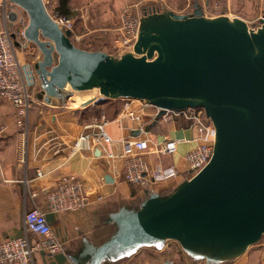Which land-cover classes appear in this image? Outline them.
Masks as SVG:
<instances>
[{
  "label": "water",
  "instance_id": "water-1",
  "mask_svg": "<svg viewBox=\"0 0 264 264\" xmlns=\"http://www.w3.org/2000/svg\"><path fill=\"white\" fill-rule=\"evenodd\" d=\"M6 1L27 14L22 35L41 53L34 69L47 99L61 97L67 85L97 89L83 106L133 98L158 107V116L201 108L215 127L209 162L170 193H151L112 215L116 232L82 249L86 264L166 240L209 264L264 239V25L207 17L197 3L189 14L148 9L132 51L113 57L75 46L43 0Z\"/></svg>",
  "mask_w": 264,
  "mask_h": 264
},
{
  "label": "crops",
  "instance_id": "crops-1",
  "mask_svg": "<svg viewBox=\"0 0 264 264\" xmlns=\"http://www.w3.org/2000/svg\"><path fill=\"white\" fill-rule=\"evenodd\" d=\"M49 11L63 14L73 21L71 31L72 43L84 50L102 51L113 57H120L127 50L119 44L120 13L126 8L137 11L138 9H151L153 12L171 11L175 14H189L194 9V3L202 8L207 17L225 15L229 18H241L244 21H252L260 14L259 0H45ZM217 9L212 8L213 4ZM151 7V8H150ZM6 9L7 17L3 16ZM14 7L7 1L0 0V26L5 24L9 29L16 30ZM19 10V9H18ZM143 10V11H144ZM17 15L27 25L28 17ZM26 18V20H25ZM15 21V22H14ZM15 35V34H13ZM17 41L26 43L23 50V60L28 59L29 53L25 50L33 49L37 53L38 61L41 53L27 42L23 37L15 35ZM32 44V47H31ZM33 53V52H32ZM39 79L38 86L39 87ZM67 89L71 88L67 85ZM41 91V90H40ZM75 91V90H72ZM42 92V91H41ZM78 92V91H76ZM46 98L45 95H42ZM0 240L7 237L21 236L24 233L23 212L25 209L38 205L46 212L47 218L55 234L65 245L64 251L51 255L45 251H37L33 254L29 264H73L72 259L79 264H86L87 259L81 258L82 249L88 246H99L109 239L117 230L111 216L121 209H134L149 195L144 187L125 182L121 178L113 179L107 171L105 160L94 149V156L86 151L69 154L64 149L58 157H54L53 166H57L54 174L73 173L80 177L88 187L96 188L103 193V198L93 201L80 212L75 213H50L47 211L45 200L42 196L33 198L30 190L37 186V181H32L36 166L42 163L44 157H51L58 145H44L47 127L43 125L41 118H35L33 128L35 132L29 135L26 145L25 164L18 162V150L16 144V120L13 107L0 99ZM83 111H77V115L69 108L58 111L53 122L59 127L72 134L79 133L83 125L91 122L93 118L105 120L104 131L112 139L147 137L150 143L162 141L165 134L177 140V154L174 159L161 158L163 164H182L181 156L193 148L195 130L190 128L189 122L183 118H177L173 122L162 126L152 119L154 109L147 107L141 112L142 121L134 119H121L124 109L122 99L92 102L82 106ZM135 110L137 107L132 106ZM37 113V111H36ZM166 127V130H165ZM167 132V133H166ZM153 164H160L155 157L147 156ZM112 180L107 182L105 177ZM103 185L99 186V181ZM182 179H174L166 183H160L152 187V193L166 195L170 193ZM39 184V183H38ZM36 238V237H35ZM118 256L114 257L117 258ZM206 264L204 258L195 257L187 253L180 245L172 240H166L161 247L149 245L136 248L122 257L113 259L109 264ZM209 264H264V239L248 246L240 254Z\"/></svg>",
  "mask_w": 264,
  "mask_h": 264
},
{
  "label": "built area",
  "instance_id": "built-area-1",
  "mask_svg": "<svg viewBox=\"0 0 264 264\" xmlns=\"http://www.w3.org/2000/svg\"><path fill=\"white\" fill-rule=\"evenodd\" d=\"M43 3L46 6L45 0ZM11 4L15 8H20ZM259 4L261 11L256 18L255 28L264 25V0H259ZM212 8L217 9L218 5L214 3ZM47 11L62 30L72 31L71 18L55 11ZM140 19V15L130 7L121 11L118 42L122 48L132 50L137 39ZM25 48L26 43L17 41L5 24L0 26V99L8 102L15 109L17 161L23 164H25L30 126L35 123L32 117L36 111H39V108L36 109L34 96L38 78L34 66L23 60L22 52ZM122 100L124 109L121 119L123 120L140 119L142 121L141 111L147 107L154 109L151 114L152 119L162 126L177 118L187 120L190 128L196 133L193 137L195 145L181 156L182 164L177 165L173 162L163 164L160 162L161 158L172 160L177 154V140L169 137L168 134H165L162 141L152 143L147 137H123L112 141L104 131L105 120L100 121L96 118L84 124L79 133L72 134L53 122L58 111L46 114L42 110L39 116L47 127L44 145H58V147L51 157L42 158V163L36 166L32 181L35 180L39 184L37 183L30 192L33 198L38 196L44 198L48 212L57 214L80 212L93 201L103 198L100 190L88 187L76 174L68 173L58 176L54 174L57 166H53V159L61 155L63 148L67 149L71 155L86 151L93 156L94 149H97L105 160L107 171L113 179L121 178L125 182L144 187L151 193L152 187L160 183L191 178L209 162L215 142V127L203 109L165 110L158 116L160 109L144 100L133 98H122ZM132 106L137 107L138 110ZM3 129L4 127H1L0 132ZM62 145H64L63 148H61ZM149 155L155 157L160 164L151 163L147 159ZM1 174L0 169V179ZM103 183V180H100L99 186ZM23 225V235L0 240V264H29L37 251H45L51 255L64 251L63 241L55 234L46 212L38 205L24 210Z\"/></svg>",
  "mask_w": 264,
  "mask_h": 264
},
{
  "label": "rangeland",
  "instance_id": "rangeland-1",
  "mask_svg": "<svg viewBox=\"0 0 264 264\" xmlns=\"http://www.w3.org/2000/svg\"><path fill=\"white\" fill-rule=\"evenodd\" d=\"M3 1H6V0H3ZM8 3H10V2H8ZM16 7H19V6L16 5ZM46 8H47V10H50L49 6H47V5H46ZM14 9H15L14 13L16 15L15 19L16 20L18 19V22H16V24H15L16 25L15 27H17V29L16 30L9 29V31H11L13 34H15L18 37H22L23 28L26 25L23 26V23L22 24L19 23V21H21V18L19 19V17L17 15H19V13L21 15V12H19L18 8L14 7ZM19 9L22 10L21 8H19ZM143 10L138 9L136 11V13H138L140 15V17H142V14L144 12ZM145 10H148V9L145 8ZM23 13H24L23 16L26 17L27 14L25 13V11H23ZM7 14H8L7 10L3 9L4 18L7 17ZM25 20H26V18H25ZM247 24L250 28H255L257 26V21H256V19H254L252 21H248ZM31 47H32V44H31ZM34 47H36V46H34ZM26 51H28L29 53L26 55V57H28V59H25V61L28 62L30 65L34 66V64L38 61L37 60L38 59L37 53L34 52L33 49H31V50L27 49V50H25V52ZM39 83H40V81H39ZM40 90H41V86L39 85V87H37L36 90L34 91V93H35L34 96H35V100H36V104H37L36 109L39 108V111H37V113H35L36 118L39 117V113L42 110L46 114H51V113H53V111H63L65 109H68V107L71 109L74 108L73 109L74 111L72 112V114L74 113L75 115H77L76 112L78 110L81 112L83 111L82 106H83L84 102L98 96L97 89H92L90 91H85V92H76V91H72V90L67 89V91H65L61 97H52V98L47 99L44 96H42L45 94L43 92H41ZM90 96H92V97H90ZM36 109H34V110H36ZM14 111H15V109H14ZM33 113H34V111H33ZM15 120H16V117H15ZM43 125H45V127H46L45 123ZM33 126L34 125L30 126V135H31V133L35 132V128H33ZM1 137H3V140H5V138H6L5 135L0 136V139H1ZM117 259L118 258H116V260ZM107 264H109V263H107Z\"/></svg>",
  "mask_w": 264,
  "mask_h": 264
},
{
  "label": "trees",
  "instance_id": "trees-1",
  "mask_svg": "<svg viewBox=\"0 0 264 264\" xmlns=\"http://www.w3.org/2000/svg\"><path fill=\"white\" fill-rule=\"evenodd\" d=\"M120 257H122V256H118L117 258H120ZM113 259H116V258L112 257V258L108 259L107 261H105L104 263L113 262Z\"/></svg>",
  "mask_w": 264,
  "mask_h": 264
},
{
  "label": "bare ground",
  "instance_id": "bare-ground-1",
  "mask_svg": "<svg viewBox=\"0 0 264 264\" xmlns=\"http://www.w3.org/2000/svg\"><path fill=\"white\" fill-rule=\"evenodd\" d=\"M92 90V89H91ZM85 91H90V90H85ZM85 91H78V92H85ZM90 97H92V96H90Z\"/></svg>",
  "mask_w": 264,
  "mask_h": 264
}]
</instances>
